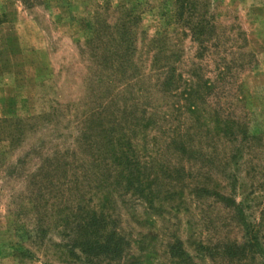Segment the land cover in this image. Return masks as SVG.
Listing matches in <instances>:
<instances>
[{
    "label": "rangeland",
    "instance_id": "obj_1",
    "mask_svg": "<svg viewBox=\"0 0 264 264\" xmlns=\"http://www.w3.org/2000/svg\"><path fill=\"white\" fill-rule=\"evenodd\" d=\"M173 2L37 0L27 10L21 0H0V264H88L69 258L48 205L61 197L62 156L67 154L65 159L72 163L78 149L85 155L76 154L77 160L88 159V131L79 134L80 121L95 119L100 106L112 98H117L111 101L113 109L122 106L121 99L127 95L122 84L104 87L93 81V71L98 69L92 66V55L98 52L87 43L89 27L99 19L96 14L112 26L118 23L121 9L134 16V59L140 74L150 75L148 43L156 38L159 54H171L175 74L188 80L187 73L193 72L215 85L209 100L221 116L228 113L246 121L249 132L259 131L255 146L246 147L248 154L243 150L236 167L226 168L228 179L218 172L221 166L213 174L220 193L248 207V222L259 218L264 199V0H201L198 11L213 25L204 49L186 26V21L195 22V16L186 20L184 8L178 17L180 8ZM153 79H140L139 85L152 90ZM154 98L164 101L159 95ZM219 145L215 146L220 152ZM54 153L52 164L42 162ZM76 166L65 176L72 175ZM184 200L185 212L173 214L166 209L163 212L169 215H150L147 221L136 208L137 225L120 208V228L133 236L151 232L146 243L157 235L150 245L156 251L151 264H165L162 230L174 233L196 264L222 263L211 258L213 253L200 255L189 244L198 242L212 249L224 235L240 239L241 231L226 222L229 214L215 199L197 201L186 196ZM140 260L136 264H146L144 258Z\"/></svg>",
    "mask_w": 264,
    "mask_h": 264
},
{
    "label": "trees",
    "instance_id": "obj_2",
    "mask_svg": "<svg viewBox=\"0 0 264 264\" xmlns=\"http://www.w3.org/2000/svg\"><path fill=\"white\" fill-rule=\"evenodd\" d=\"M36 1L21 0L27 10ZM200 1L174 0L173 3L180 8L178 17L181 18L184 8H187L186 20L190 15L195 16V22L186 21V26L200 49H204L213 25L199 13ZM120 13L118 23L112 26L96 14L99 19L89 27L87 43L90 50L98 52L92 55V66L98 69L93 71V81L104 87L122 84L120 88L127 95L121 99L122 106L114 105L113 109V99L117 98H112L100 106L95 119L80 121L79 134L88 131L85 138L88 159L77 160L76 154L85 155L78 149L71 154L72 163L65 159L67 154L62 156L65 163H61V197L58 203L48 205L56 216L53 223L60 230L59 236L66 241L69 258L82 259L88 264H136L144 258L146 264H151L150 257L156 252L151 242L157 235L153 234L146 243L145 238L151 232L145 237L141 233L134 236L125 233L120 228V208L137 225L136 208L141 209L139 216L147 221L150 215H169L163 212L166 209L173 214L185 212L184 197L189 196L197 201L215 199L229 214L226 222L241 231L240 239L224 235L222 243L212 249L198 242L190 243L195 252L213 253L211 258L222 261L220 264H264V199L257 221L248 222L245 215L248 207L220 193V185L213 179L219 166L222 179H228L224 172L230 165L236 167L243 150L248 154L246 147L255 146L253 140L259 131L249 132L246 121L228 113L221 116L209 100L215 85L193 72L187 73L188 80L175 74L171 54H159L156 38L148 43V52H152L150 75L140 74L139 63L134 59V16L130 10L121 9ZM227 75L228 71L222 73V81ZM152 77V90L139 85L140 79ZM194 80L196 83H192ZM155 95L164 101L158 102ZM188 121L190 124L186 125ZM151 131L156 134L150 137ZM218 143L220 152L215 146ZM56 155L42 162L52 164ZM75 165L81 172L75 168L66 177ZM161 237H166L161 253L165 264H196L174 233L168 235L162 230Z\"/></svg>",
    "mask_w": 264,
    "mask_h": 264
}]
</instances>
